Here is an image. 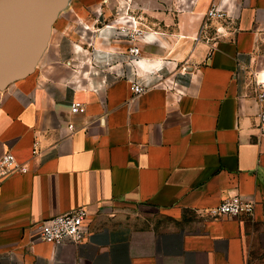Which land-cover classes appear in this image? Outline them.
Masks as SVG:
<instances>
[{"label":"crops","instance_id":"0c3cea01","mask_svg":"<svg viewBox=\"0 0 264 264\" xmlns=\"http://www.w3.org/2000/svg\"><path fill=\"white\" fill-rule=\"evenodd\" d=\"M40 3L46 46L0 89V158L10 150L29 168L0 182V264H264V139L250 87L264 73V0ZM213 4L230 19L197 39ZM132 19L147 32L128 64L117 32ZM133 65L140 81L167 79L134 96ZM234 194L256 202L252 215H209ZM81 206L82 242L35 240L37 224Z\"/></svg>","mask_w":264,"mask_h":264},{"label":"built area","instance_id":"2783aa9c","mask_svg":"<svg viewBox=\"0 0 264 264\" xmlns=\"http://www.w3.org/2000/svg\"><path fill=\"white\" fill-rule=\"evenodd\" d=\"M213 19L227 20L230 19V15L224 8L213 4L206 15V22L202 26L200 35L197 39L204 38L207 42H210L212 38L206 37V30L210 26V22ZM131 20V18L129 19ZM134 28H129L128 26H119L117 35L127 36L128 31L133 30L137 32L136 38L138 36H143L144 31L139 29L137 22L132 19ZM107 27L111 28V24H106ZM224 34L220 29L218 30L217 36ZM135 35V34H134ZM214 46L210 45V51ZM141 54V49L137 42L132 43L128 47V64L137 62ZM117 77H128V72L126 69L122 68L121 72L116 74ZM132 79V91L134 96L141 95L153 87L163 84L167 76L164 74L156 73V80L153 81H140L137 79V75L134 74ZM172 85L170 81L168 87ZM250 87L255 95V100L258 106L256 126L258 130V136L264 139V73L260 71H253L251 73ZM71 110L73 113H84L86 111V106L80 101H76L72 104ZM71 128L73 126H70ZM39 152V146L36 142L34 144L33 153L37 154ZM27 164L21 163L16 158V155L8 150L0 158V182L5 178L20 172L28 171ZM256 202L252 199L243 197L239 194L229 195L224 198L219 205L211 208L208 211L209 215L215 218L218 217H239V216H249L255 211ZM88 216L87 210L84 206L75 208L70 212L52 216L35 227V240L44 241L55 246L62 247L67 242L80 243L86 237L88 229L85 225V220Z\"/></svg>","mask_w":264,"mask_h":264},{"label":"water","instance_id":"95a60500","mask_svg":"<svg viewBox=\"0 0 264 264\" xmlns=\"http://www.w3.org/2000/svg\"><path fill=\"white\" fill-rule=\"evenodd\" d=\"M41 0L0 2V89L27 76L46 46L50 22Z\"/></svg>","mask_w":264,"mask_h":264},{"label":"rangeland","instance_id":"374dc122","mask_svg":"<svg viewBox=\"0 0 264 264\" xmlns=\"http://www.w3.org/2000/svg\"><path fill=\"white\" fill-rule=\"evenodd\" d=\"M139 29H141L142 31H144V34H143V36H138L137 38H136V35H137V32H134L132 29L131 30H129L128 31V33H129V35H127V36H124V35H122V36H120V38L121 39H123V40H125V41H127V44L130 46L132 43H134V42H139L140 40H142V38H144V36L146 35V32H147V30H146V28H143V27H140L139 26ZM135 34V35H134ZM131 64H134V63H131ZM133 68H134V73L136 74L137 72H138V70H137V66H135V65H133ZM153 74V73H152ZM89 77H91V78H93V79H96L97 77H103L102 75H100V76H97L96 77V74H89ZM86 82V83H88L87 81H88V77H86V78H84L83 79V82Z\"/></svg>","mask_w":264,"mask_h":264},{"label":"bare ground","instance_id":"6f19581e","mask_svg":"<svg viewBox=\"0 0 264 264\" xmlns=\"http://www.w3.org/2000/svg\"><path fill=\"white\" fill-rule=\"evenodd\" d=\"M134 28V27H133Z\"/></svg>","mask_w":264,"mask_h":264}]
</instances>
